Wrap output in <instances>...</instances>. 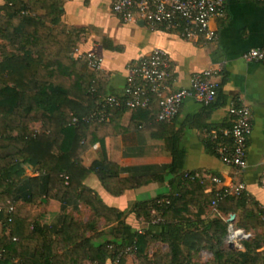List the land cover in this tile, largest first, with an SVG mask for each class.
<instances>
[{
  "label": "trees",
  "instance_id": "trees-1",
  "mask_svg": "<svg viewBox=\"0 0 264 264\" xmlns=\"http://www.w3.org/2000/svg\"><path fill=\"white\" fill-rule=\"evenodd\" d=\"M62 13L63 0H4L0 5V38L11 48L0 59V264H127L129 255L136 264H264V212L245 191L223 195L226 186L217 185L207 191L205 183L183 171L176 137L167 142L169 194L119 211L84 184L93 173L108 193L119 196L147 179L121 178L105 153L112 115L126 109H110L101 123L82 119L98 105V95L107 93L98 72L73 56L79 32L60 24ZM224 139L230 144L229 137ZM96 140L99 158L86 167L82 155ZM219 140L206 136L205 149L217 154ZM27 167L39 174L27 175ZM50 200L60 204L55 225L31 220L23 206ZM79 203L90 210L86 222L66 213ZM207 204L225 217L234 214L236 226L254 232L243 250L228 246L226 221L200 218ZM128 213L160 231L135 229L125 221ZM185 214H194L201 228L185 231L184 225L194 221ZM153 242L166 244V250L149 255ZM201 248L212 256L204 263L192 260Z\"/></svg>",
  "mask_w": 264,
  "mask_h": 264
},
{
  "label": "crops",
  "instance_id": "crops-1",
  "mask_svg": "<svg viewBox=\"0 0 264 264\" xmlns=\"http://www.w3.org/2000/svg\"><path fill=\"white\" fill-rule=\"evenodd\" d=\"M112 2L113 0H63L60 18V24L66 26L67 30L75 29L79 32V40L73 52L75 58L87 51H93L101 57L98 79L104 93L120 94L129 63L147 56L154 49L163 50L169 58L171 78L167 84V92L188 88L193 74L207 69L213 71L219 88L216 101L210 105L212 107L187 97L178 114L169 122L154 119L158 111L155 101L145 110L115 112L103 140L106 156L117 164L121 178L147 180L136 188L125 190L119 196L108 193L93 173L85 178L84 184L93 189L105 204L119 211L129 209L134 202L149 201L169 194L172 190L168 166L172 156L167 142L176 137L178 148L184 154L183 171L198 176L207 185V191L213 187L209 179L211 176L222 180L217 188L242 182L246 194L264 212V61L246 62L242 59L246 51L264 45V3L228 0L222 14L214 16L210 21L211 28L216 32L215 40L205 41L201 38H183L175 31L151 30L140 20L123 22L113 13ZM2 4L4 0H0V5ZM0 45H3L1 59L11 48L1 38ZM240 105L249 108L252 129L247 140V165L238 172L224 164L217 154L208 152L203 139L230 128L232 116L229 109ZM39 127L40 123H36L35 128ZM225 140L223 138L219 142L224 143ZM99 154L100 142L96 140L82 155L83 165L88 167L93 160L99 158ZM26 169L27 175L39 174L37 169ZM23 206L30 210V219L41 224L55 225L61 213L59 202L54 200ZM76 209L69 205L66 213L81 217L86 222L90 216L88 207L79 203ZM204 209L201 219L219 218L225 221V216L212 206L207 204ZM193 210L196 212V209ZM185 216L194 220L193 225H184L185 231L201 228L194 214ZM125 221L138 230L160 231L134 213H128ZM207 222L208 220L205 221ZM102 223L100 220L98 226ZM166 247V244L153 242L148 249L149 255L158 248L164 251ZM211 257L208 250L201 248L192 260L204 263ZM127 261V264H136L132 255H129Z\"/></svg>",
  "mask_w": 264,
  "mask_h": 264
},
{
  "label": "built area",
  "instance_id": "built-area-1",
  "mask_svg": "<svg viewBox=\"0 0 264 264\" xmlns=\"http://www.w3.org/2000/svg\"><path fill=\"white\" fill-rule=\"evenodd\" d=\"M228 0H113L111 9L123 22L142 21L151 30L163 29L175 31L187 39L201 38L213 41L216 32L210 26L214 16L221 15ZM264 3V0H252ZM87 66L96 73L101 69L102 59L93 52L87 51L80 56ZM246 62L264 61V45L253 48L242 55ZM128 74L120 94L98 95V105L82 117L86 122H105L112 108L136 111L147 109L157 102L158 111L154 119L158 122H169L178 114L179 108L187 97L208 105L215 101L219 84L210 69L193 74L188 88L167 92L171 78V66L167 54L161 49H154L145 57L137 59L127 66ZM95 91V88L92 89ZM232 125L221 133H213L212 138H230V144L219 143L217 155L226 165L236 171L246 168L247 140L251 133V113L247 106H232L229 109ZM194 177L200 179L198 176ZM212 185H219L222 180L217 176L209 177ZM200 181H202L200 179ZM240 181L230 183L223 195L238 196L244 191ZM215 206V201L212 202ZM231 215L225 217L227 223V241L243 250V243L251 238V233L230 221Z\"/></svg>",
  "mask_w": 264,
  "mask_h": 264
},
{
  "label": "water",
  "instance_id": "water-1",
  "mask_svg": "<svg viewBox=\"0 0 264 264\" xmlns=\"http://www.w3.org/2000/svg\"><path fill=\"white\" fill-rule=\"evenodd\" d=\"M234 218H235V215H234V214H232V215H231V217H230V221H233V220H234ZM228 246H229L230 248H237V249H239V248H240L238 245H234V244H233V243H231V242H229V243H228Z\"/></svg>",
  "mask_w": 264,
  "mask_h": 264
},
{
  "label": "rangeland",
  "instance_id": "rangeland-1",
  "mask_svg": "<svg viewBox=\"0 0 264 264\" xmlns=\"http://www.w3.org/2000/svg\"><path fill=\"white\" fill-rule=\"evenodd\" d=\"M250 233H251V235H253L254 232L251 231ZM204 255H205V254H204ZM134 263H135V262H134Z\"/></svg>",
  "mask_w": 264,
  "mask_h": 264
}]
</instances>
